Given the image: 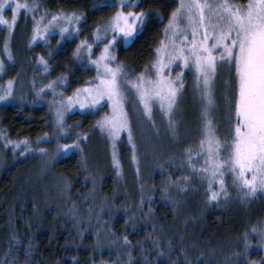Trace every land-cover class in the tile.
<instances>
[{"label": "trees", "instance_id": "16d2710c", "mask_svg": "<svg viewBox=\"0 0 264 264\" xmlns=\"http://www.w3.org/2000/svg\"><path fill=\"white\" fill-rule=\"evenodd\" d=\"M109 1L112 0H38L49 12L84 15L77 37L64 39L58 45L60 37L55 35L44 44L28 47L30 22L24 18L14 30V63L6 67L0 84L12 81L15 90L12 101L0 103V133L14 141L29 140L31 150L25 152L23 144L13 150L14 146L0 135V148L5 154L0 168V264L260 261L264 247L258 246L255 237H249L251 246L245 251L243 238L244 231L257 227L262 219V209L256 208L257 199L242 198L229 189L231 204L226 211L220 210L218 200L209 199L207 183L198 182L190 169L180 167L184 149L195 144L191 139L181 145L171 142L172 135L158 112L165 135L163 153L162 148L160 154L146 149V141L144 144L140 138L145 136L149 124L157 123L142 115L140 105H133L132 95L128 94L126 112L137 151L133 161L127 139L118 143L120 173L112 166L108 139L97 126L105 108L70 113L64 120L66 138L56 140L54 114L35 93L60 77H66L67 95L90 86L88 82L96 77L95 69L80 64L73 53L82 38L90 42L96 26L105 24L117 11V6H100L113 5ZM139 2L140 7L134 10L150 13L143 30L130 45L115 47L117 62L127 65L125 71L131 75L143 71L153 59L164 40L169 15L178 6V0ZM23 38L26 39L21 43ZM40 54L48 62L47 71L39 61ZM140 118L142 121H138ZM152 129L162 135L160 124ZM228 132L229 128L225 134ZM45 133L49 134L48 140L38 143L37 138ZM81 133L87 139L81 136L80 149L74 148L66 156L51 159L38 151L44 148L55 153L58 143L71 144ZM197 137L198 142L200 135ZM185 176L193 182L180 187L169 183ZM125 236L130 243H125ZM234 236L243 239L237 246L238 253L232 249L224 252L225 242ZM153 240L166 251L171 242L167 257L157 256Z\"/></svg>", "mask_w": 264, "mask_h": 264}, {"label": "snow or ice", "instance_id": "6c2138e0", "mask_svg": "<svg viewBox=\"0 0 264 264\" xmlns=\"http://www.w3.org/2000/svg\"><path fill=\"white\" fill-rule=\"evenodd\" d=\"M100 6L116 5L105 3ZM139 7V0H118L117 11L105 24L96 26L93 43L82 40L77 45L74 57L87 59L95 66L97 75L88 82L90 86L78 88L74 96L67 97V104L63 101L54 102L56 140L59 141L64 134L66 128L64 116L73 103H78L81 109H95L101 101L106 100L112 108V114L105 115L102 120L97 121V126L101 130H107L109 136L113 138L120 131L127 129L131 142L132 128L124 108L129 100V92L134 94L133 105H142L139 110L147 120L154 123L152 117L155 109L167 115L169 132L172 136H177L178 128L173 116L184 81L182 73H176L175 77L170 73L173 65L177 67L182 65L194 71L195 88L199 92L203 111L201 138L195 145L184 149L179 161L180 167L190 169L192 175L198 178V182L207 183L209 199L212 201H217L220 196L226 198L229 196L226 184L228 176L242 198H254L258 193H264V0L246 2L178 0V7L170 13L164 29V40L160 41L159 47L155 50V61L145 65L144 72L134 74L133 80L127 78L129 76V73L125 72L127 65L117 62L112 49L121 39L127 44L143 30L150 13L134 10ZM126 8L130 10L125 11ZM39 10L38 0H32L31 3L27 0L23 3L21 0H0V26H4L10 36L23 11L25 17L32 16L31 40L34 43L38 38H46L51 34L50 29L57 26L63 39L66 33L72 34L68 25L79 24L84 19L83 13H57L51 14V19L45 24L49 13L45 11L37 19L35 13ZM7 11L12 13L10 18L4 15ZM73 30L79 32L78 28ZM109 35L111 39L104 44L99 56L92 59L93 45L107 39ZM85 50L88 53L86 57L82 56ZM4 52L9 60L13 59L8 36L5 37ZM39 61L47 71V60L40 56ZM225 66L234 73L235 83L230 86L233 95L228 97L229 132L221 137L217 134L219 128L212 112L216 105L215 82L219 70ZM166 69L169 75L165 74ZM2 71L4 61L0 59V72ZM65 79L66 77L58 78L60 81ZM225 83L227 86L228 82ZM47 87L53 88V84L50 83ZM11 94L12 82L9 81L4 94L0 95V101ZM81 136L87 139V135L81 133L71 144L58 143L55 153H49L44 148L38 151L51 159H56L72 148L80 149ZM48 138L49 134L45 133L44 136L37 138V142H44ZM7 143L14 144L13 150L19 148L21 144L24 145L25 152L31 150L30 141L27 139L7 140ZM113 158L115 159V153ZM133 159L135 160V155ZM192 182L190 177L185 176L182 180L169 183L180 187L182 184ZM217 185L219 191L214 190ZM251 233L259 237L258 246L264 247V226H253ZM243 238L244 249L247 251L251 246L249 232L243 233ZM124 241L126 244L130 243L127 236L124 237ZM153 243L157 249V256L167 257L171 242L168 251L161 248L157 241L153 240ZM8 264H12V261ZM250 264H264V258L260 261H251Z\"/></svg>", "mask_w": 264, "mask_h": 264}, {"label": "rangeland", "instance_id": "374dc122", "mask_svg": "<svg viewBox=\"0 0 264 264\" xmlns=\"http://www.w3.org/2000/svg\"><path fill=\"white\" fill-rule=\"evenodd\" d=\"M23 2H25V0H21V3H23ZM27 2L31 3L32 0H27ZM109 3L110 4L113 3V5H116L118 7V0H112V1H109ZM128 10H130V9H128ZM45 11H47L49 13V15L46 17V19L44 21L45 24L47 23L48 19H51V14L60 13V12H54V13L53 12H49L48 10H46V9H44V8H42L40 6V10L35 13L37 19L41 15H43ZM62 13L68 14L70 12H62ZM4 15L6 17L10 18L12 13L10 11H7V12L4 13ZM21 18H24L28 22H30V25H29V29H30L29 36H28V38L26 37L27 39L23 38L22 41H21V43H23L25 41L24 39H26V44L29 42L28 45H27L28 47H32L34 45H37L38 43L39 44H41V43L44 44L45 43L44 41H46L50 36L59 35L60 38L56 41L57 45L62 43L64 41V39H69L71 37L72 38L77 37L78 33L75 32L73 29L74 28H79V25L81 23L80 22L79 24L68 25L69 31L72 34L68 35L66 33L63 39H62L61 35L59 34V27L57 26V27H53V28L50 29L51 34L47 35L46 38H38L36 40V42L33 43L32 40H31L32 28H33L32 16L28 15L27 17H25L23 11H21V14H20L19 19H18V23L21 20ZM18 23H17V25H18ZM41 26H43V25H41ZM61 26H64V25H61ZM166 26H167V24H166ZM14 33L15 32H13L9 36V33H8L7 29L4 26H0V35H1L0 59H2L4 61V71L0 72V79L3 77L6 67L11 66L14 63V58L9 60L7 55L4 52V42H5V37L6 36L9 37V48H10V50L12 52L11 41H12V37H13ZM109 39H111V35H109L107 39H102L101 42H99L98 44H94L93 45L92 59H95L97 56H99L101 49L103 48L104 44L108 42ZM82 40H85V39L82 38ZM93 40H94V34L92 35L91 41L90 42L87 41V42L88 43H93ZM133 40H131L129 43L125 44L124 41L121 39L118 43L115 44V47L118 44H122V45L128 46V45H130L132 43ZM58 41H59V43H58ZM80 42H79V44H80ZM115 47L112 49V52L114 54H115ZM12 55H13V52H12ZM87 55H88V53L85 50L82 53V56L86 57ZM40 56H42V55L40 54ZM155 59H156V54L153 57V59L150 61V63L155 61ZM76 60L80 64H84L85 63L87 66L95 69V71H96L95 66L90 64L87 59H76ZM150 63H148V64H150ZM113 67H115V64H113ZM144 71H145V68L141 72H144ZM125 72L128 73V71H125ZM141 72H139V73H141ZM178 72L183 74L182 75V79L184 81V87L181 90V94L177 98V104L175 106L174 116H173V119L175 120V122L177 124L178 135L177 136H172L170 141L171 142H175V145H177L179 143L181 145V143L184 144L188 140L191 139V143L196 144V142H197L196 138H198L197 135H200V131H201V128H202L201 114H202V111H203V105H202V102H201V98H200L199 92L195 88L194 71L192 69H190V68H184L182 65L179 66V67L173 65L170 75L172 77H175L176 73H178ZM165 74L169 75L167 69L165 70ZM96 75H97V72H96ZM127 78L134 80L135 79V75H131L129 73V76ZM225 82H228L227 86H226ZM51 83L53 84V88H48L47 87V85L50 84V83L46 84L45 86L42 85L41 88L38 91H36L35 97L39 101L44 102L45 104H47L50 107L52 113L54 114V117L56 118V116H55L56 103H59L60 101H63L65 104H67L68 103L67 97L74 96L75 92L72 95H67L65 93V91H64V89L66 88L65 80H63V81L56 80V81L51 82ZM234 83H235L234 73L230 72L229 69L226 66L222 67L219 70V73H218V76H217V79H216V82H215V86H214V88H215L216 105H215V110L212 112V116L216 120V126L219 128V132L217 134L219 136H221V137H224L226 135L225 133H226L227 129L230 128V125H229V122H228L229 121V115H230V108H229V105H228V97H231L233 95L230 86L234 85ZM8 84H9V81L3 82V83L0 84V95L4 94V90L8 87ZM14 90H15V84L12 82V94H11V96H8L5 100L0 101V103H7L9 101H12L13 97H14ZM128 94H130L132 96L134 95L132 92H129ZM81 98H83V96ZM54 102H56V103H54ZM140 107L142 108V105H140ZM101 108H105V110H106V113L103 114V118L105 117V115H109L110 116L112 114V108H111V106L108 104V102L106 100L105 101H101V104L95 109H91V108L81 109L79 107L78 103H73L69 107L68 111L65 113L64 120L67 117V115H69L72 112L96 111V110H99ZM124 108H125V111H126V103L124 105ZM157 112L160 115V117L162 118V120L164 121V124L167 126V129H168V119H169V117L167 115L163 114L159 109H155L154 113H153V117H155L154 118V120H155L154 122L157 123V125H155V126L158 127L159 124H160V128L162 129V135L155 134V130L152 129V127L153 128H156V127L153 124H149L148 122H144V124H146V125L149 124L150 127H148V128L146 127L145 136L142 135L140 139H141V141L144 144H145V141H146V146H144L146 149L149 148L148 150L152 151L153 153L160 154L161 153V148H162V153H163V144H164V136L165 135H164V127L160 123L161 120H160L159 115H157ZM138 121H142V119L140 118ZM197 128H198V130L199 129L200 130L197 131ZM102 131L106 135V137L108 139V142H109V148H110V153H111V158H112V166L116 169V171H118V173H120V161H119L118 143L123 138L127 139L126 145H127L128 148L131 149L132 159H133V156L135 155V153L137 151V147H136L135 141L133 139V136H132V140L130 142L129 141V137H128L127 129H124V130L120 131L119 134L116 135L114 138L109 136V133L107 132V130H102ZM3 136H5V135H3ZM64 138H66L65 131H64V134L61 135V139L60 140H62ZM5 139H6V141L7 140H11V139H7V138H5ZM11 141H14V140H11ZM7 144L10 145V146H14V144H9V143H7ZM133 145L135 146V148H133ZM73 150H74V148H72L70 151L64 152L62 155H59V156H63V155L66 156V155L69 154V152H71ZM113 153H115V159L113 158ZM4 158H5L4 150H2L0 148V168L3 165V159ZM133 161H134V159H133ZM201 163H202V160H201ZM226 184L229 185V187L227 186L228 187L229 196L227 198L224 197V196H220L218 198V201H217V207L220 210H222V211H226L228 209V207L230 206V204H231L230 203V191H229V189H234L236 192L239 193V190L231 184V177L230 176H228L226 178ZM214 190L219 191L218 185L215 187ZM254 198L257 199L256 208H261L262 209V219L259 222V225L257 226V227H261V226H264V193H258L257 196L254 197ZM248 232H249V237H251V238L255 237L257 240L259 239V237L257 235L251 233V229ZM244 233H245V231H244ZM236 237L237 236H234V239H232V237H230V242L229 243L225 242L224 252H225L226 249H228V250L232 249V250H234V252L236 254L238 253L237 246L243 239L241 238L242 236L239 237L238 239ZM239 239H240V241H238ZM235 240L238 241L237 244H236Z\"/></svg>", "mask_w": 264, "mask_h": 264}]
</instances>
